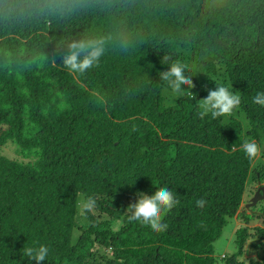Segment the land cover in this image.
Instances as JSON below:
<instances>
[{
  "label": "trees",
  "instance_id": "1",
  "mask_svg": "<svg viewBox=\"0 0 264 264\" xmlns=\"http://www.w3.org/2000/svg\"><path fill=\"white\" fill-rule=\"evenodd\" d=\"M122 3L123 17L101 4L71 20L0 23V147L11 142L30 160L0 154V264H36L22 253L41 245L49 249L41 264H264L243 257L249 239L264 246L262 229L238 228L236 252L222 258L213 247L229 219H258L241 205L246 185L253 194L264 183V107L253 103L264 92V0ZM122 23L141 43L109 48L80 87L61 63L65 39ZM165 55L187 65L194 99L173 98L160 81L170 69ZM200 78L221 80L240 106L201 119ZM88 89L108 106L94 104ZM246 140L261 147L255 161L241 148ZM161 187L180 201L162 214L167 230L129 221L137 193ZM90 196L96 207L84 213Z\"/></svg>",
  "mask_w": 264,
  "mask_h": 264
},
{
  "label": "clouds",
  "instance_id": "2",
  "mask_svg": "<svg viewBox=\"0 0 264 264\" xmlns=\"http://www.w3.org/2000/svg\"><path fill=\"white\" fill-rule=\"evenodd\" d=\"M101 4L105 5L102 11H107L112 15L118 13L123 17L129 12L128 5L123 4L122 0H0V23L7 26L13 21L24 24L29 21L49 23L53 20H71L83 12L96 10ZM118 4L122 7L117 8ZM113 9L115 12L112 11ZM140 43L138 32L127 23L119 24L113 30L108 31H86L79 36L65 39L61 47L66 48L67 51L61 56V63L80 87L87 88V84L80 78L90 69L99 66L101 58L109 48L128 52ZM52 62L55 64L56 57L52 58ZM161 64H170V69L159 72L160 81L166 83L173 93L194 99L192 89L196 85L189 74L190 70L187 65L172 59L169 55L163 57ZM217 85L215 90H209L206 98L198 101L202 109L198 113L201 119L209 114L213 119L231 115L241 104L239 95L231 92L228 87ZM88 92L94 104L105 108L108 106V99L101 94L100 90L88 89ZM253 103L264 107V92H258L253 97ZM241 148L250 162L255 161L261 155V147L255 141L246 140ZM137 196L139 197L137 202L130 203L125 211L128 220L140 221L156 232L166 231L168 225L162 222V214L180 203L174 193L166 187H161L157 188L152 195L138 192ZM96 203L94 197H88L82 204V212H92ZM205 204L204 198L196 201L199 208H204ZM48 253V247L41 245L36 249L29 247L22 254L31 261H36V264H41L46 260Z\"/></svg>",
  "mask_w": 264,
  "mask_h": 264
},
{
  "label": "rangeland",
  "instance_id": "3",
  "mask_svg": "<svg viewBox=\"0 0 264 264\" xmlns=\"http://www.w3.org/2000/svg\"><path fill=\"white\" fill-rule=\"evenodd\" d=\"M200 84L203 86L206 97L208 95L209 90H215L218 85H221V80L217 81L216 79H209V78H200ZM180 94H173V98L179 97ZM0 154L3 156L7 157L10 160H17L19 162H28L30 161L29 159H24L22 158L18 153H17V148L16 146L11 143L7 142L4 146L0 147ZM249 185V184H248ZM249 187V186H248ZM247 185H246V191H245V196H246V201L248 197H252L251 191L248 189L247 190ZM252 194V195H251ZM244 206V203L241 205V208ZM264 208V201L260 202L256 207H254V210H259ZM240 227H247L249 230L248 232L253 234L255 232V227L264 230V219L261 218V220L256 218L255 220L251 221L250 223L246 224L242 220L238 219V215L235 216L232 219L228 220L227 225L223 228L222 235L220 238L214 243V256L217 258H222L225 254H231L236 252V247L234 245V239H235V231L240 228ZM257 244V248H254L250 245L252 244ZM261 241H258V238L254 239H249L244 247V250H248L250 253L247 255L244 253L243 257L245 259H261V257H264V246H260ZM218 261H220L218 259ZM220 264H223L220 261Z\"/></svg>",
  "mask_w": 264,
  "mask_h": 264
},
{
  "label": "water",
  "instance_id": "4",
  "mask_svg": "<svg viewBox=\"0 0 264 264\" xmlns=\"http://www.w3.org/2000/svg\"><path fill=\"white\" fill-rule=\"evenodd\" d=\"M264 201V186H260L257 191L253 194V196L250 198L249 202L245 205L246 209H250L258 202Z\"/></svg>",
  "mask_w": 264,
  "mask_h": 264
},
{
  "label": "flooded vegetation",
  "instance_id": "5",
  "mask_svg": "<svg viewBox=\"0 0 264 264\" xmlns=\"http://www.w3.org/2000/svg\"><path fill=\"white\" fill-rule=\"evenodd\" d=\"M264 183H262V185H263ZM257 185L258 186H256L255 187V191L254 192H256L257 191V188H259L260 186H262L260 183H257ZM264 186V185H263ZM254 192H253V194H254ZM249 199H250V197H249ZM248 199V200H249ZM246 203H248V202H246ZM246 203H245V205H246ZM245 205H244V208H245ZM242 209V210H245V209ZM262 210V209H261ZM261 210H253V209H247V210H245V212L247 213V214H249V215H255V216H257L259 219H261L263 216H261V215H263V213H262V211Z\"/></svg>",
  "mask_w": 264,
  "mask_h": 264
}]
</instances>
